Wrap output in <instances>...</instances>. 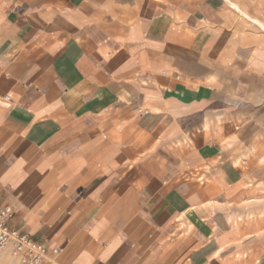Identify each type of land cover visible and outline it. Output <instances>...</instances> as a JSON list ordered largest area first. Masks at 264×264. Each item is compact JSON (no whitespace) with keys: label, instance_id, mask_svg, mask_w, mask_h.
Returning a JSON list of instances; mask_svg holds the SVG:
<instances>
[{"label":"crops","instance_id":"crops-1","mask_svg":"<svg viewBox=\"0 0 264 264\" xmlns=\"http://www.w3.org/2000/svg\"><path fill=\"white\" fill-rule=\"evenodd\" d=\"M244 12L264 0H0V206L45 264H264Z\"/></svg>","mask_w":264,"mask_h":264},{"label":"built area","instance_id":"built-area-1","mask_svg":"<svg viewBox=\"0 0 264 264\" xmlns=\"http://www.w3.org/2000/svg\"><path fill=\"white\" fill-rule=\"evenodd\" d=\"M13 213L11 206H0V252L10 250L14 264H43L47 255L46 246L22 229L12 227L10 219ZM52 251L55 254L58 252L56 248Z\"/></svg>","mask_w":264,"mask_h":264},{"label":"bare ground","instance_id":"bare-ground-1","mask_svg":"<svg viewBox=\"0 0 264 264\" xmlns=\"http://www.w3.org/2000/svg\"><path fill=\"white\" fill-rule=\"evenodd\" d=\"M236 5V4H235ZM235 7H238V6H235ZM239 8V7H238ZM245 13V12H244ZM244 15V14H243ZM245 15H246V17H248L249 19H251L255 24H257L259 27H261L263 30H264V23L261 21V20H259V19H256V18H252V17H250L247 13H245ZM7 255H8V253H7ZM7 255H3V259H1L0 260V262L2 263V264H5V263H7V264H11L10 263V259H9V257L7 256Z\"/></svg>","mask_w":264,"mask_h":264},{"label":"rangeland","instance_id":"rangeland-1","mask_svg":"<svg viewBox=\"0 0 264 264\" xmlns=\"http://www.w3.org/2000/svg\"><path fill=\"white\" fill-rule=\"evenodd\" d=\"M7 253H8V255H7ZM3 255H7L9 257V259L11 260L10 263L11 264H14L13 255L11 254V251L10 250L0 252V260L3 259ZM0 264H2V263L0 262ZM5 264H7V263H5Z\"/></svg>","mask_w":264,"mask_h":264}]
</instances>
